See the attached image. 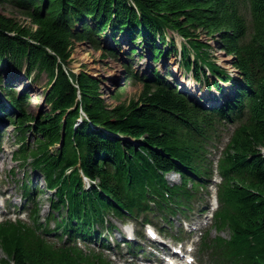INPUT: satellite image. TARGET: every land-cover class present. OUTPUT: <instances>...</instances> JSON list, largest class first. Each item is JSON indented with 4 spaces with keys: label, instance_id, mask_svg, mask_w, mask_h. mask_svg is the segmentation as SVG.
Returning <instances> with one entry per match:
<instances>
[{
    "label": "trees",
    "instance_id": "obj_1",
    "mask_svg": "<svg viewBox=\"0 0 264 264\" xmlns=\"http://www.w3.org/2000/svg\"><path fill=\"white\" fill-rule=\"evenodd\" d=\"M6 6L31 25L0 11V68L24 69L26 77L46 73L49 87L46 107L34 113L27 98L2 86L0 73L9 105L0 106V120L14 127L19 148L13 157L39 175L43 187L32 190L50 192L54 211L46 223L37 209L31 224H0V264H112L84 251L77 239L96 236L110 215L135 218L188 205L199 178L211 172L209 155L227 123L236 129L219 163L224 207L215 228L231 235L213 239L215 262L264 264V0H0ZM123 33L149 46L156 63L180 54L186 75L192 72L210 93L225 96L230 84L224 105L207 107L182 92L169 80L171 69L146 78L131 72L143 82L138 100L110 106L101 80L73 73L69 63L76 43L101 49L103 37L119 44ZM201 33L232 57L239 78L211 59ZM175 34L184 41L181 52ZM172 172L180 174L179 184L168 183ZM83 177L91 182L87 189ZM52 221L67 235L61 244L47 238Z\"/></svg>",
    "mask_w": 264,
    "mask_h": 264
},
{
    "label": "rangeland",
    "instance_id": "obj_2",
    "mask_svg": "<svg viewBox=\"0 0 264 264\" xmlns=\"http://www.w3.org/2000/svg\"><path fill=\"white\" fill-rule=\"evenodd\" d=\"M0 11L4 15L12 17L22 24L31 25L30 18L22 14L18 9L6 6L4 8L1 7ZM175 38L178 50L181 52L184 41L177 34H175ZM200 39L211 45L209 50L211 59L228 70L232 77L239 78L240 75L237 70L234 69L232 63V57L220 49L215 40L210 38V36L201 33ZM103 40L104 42L101 49L94 47L93 44L87 41L76 43L69 67L75 74L84 70L89 74L98 77L102 82L103 97L110 106H116L123 102L128 103L131 100H138L143 89V82L137 79H132L130 76L131 72L138 74L141 78H146L152 77L155 71L160 72L161 75H165L171 69L172 72H174V77L170 76L169 80L174 86H177L178 82L179 86L182 87L181 91L188 94L191 98L212 105V103L210 104V102L207 101L210 100L212 94L193 81L192 72H188L186 75L183 67L178 64V62L182 60L180 54L176 56L170 54L168 57L161 59L156 63L152 57L153 54L150 47L145 46L144 44H133L130 40L129 34L123 33L120 35L118 38L120 42L119 44H116L111 40L110 34L103 37ZM134 46H137L140 51L137 55L131 53ZM113 47L115 48L116 53L114 51H107L111 50ZM165 47L166 49H172L171 45H168V47L165 45ZM191 58L193 59V54H191ZM0 73L3 78L2 86L5 89L9 88L16 90L17 97L23 96L27 98L26 104L29 111L38 113L40 109L46 107L44 95L49 87V77L46 73L41 74L39 77H36L35 75L26 77L24 69L19 71L15 67L6 66L0 68ZM228 86L230 87L231 85L228 84L227 87ZM230 91L231 89L227 88L224 92L225 96L217 98V101L219 100V102H221L219 104L226 101L229 97L228 95L230 94ZM2 104H5V107L9 108L6 92L0 91V106ZM3 115L5 114L0 113V117H3ZM79 120L81 122L82 116ZM1 122L2 121L0 120V192H2V194L0 193V220L8 217H27L26 213H23L25 211L19 207L23 203L20 198L22 193L21 187L24 184H27V182L34 185L39 184L42 187V183L40 182L38 174L31 172V168L28 166L23 167L21 165L23 164L21 163L22 161H18L13 157L15 156V150L19 148L15 143L16 138L14 136V127L11 126L9 121L5 123ZM230 134H232V132ZM227 142L228 140L224 138L222 147H225ZM178 176V174L172 173V175L169 176V180L172 183L177 182L179 178ZM8 187L11 188L13 196L16 195L11 201V207L5 205L6 200H8V197L10 196L9 193L7 194L4 192V190L9 189ZM34 196L39 204L38 206L42 210L41 217L44 218L47 215H50L52 208L48 194H46V192H36ZM14 206L16 208L19 207V209L16 210ZM194 217L195 219H198L200 216L195 215ZM139 229L142 231L141 228ZM211 235L215 237L218 233L214 230ZM230 235V232L227 230H224L221 233L219 232V236L226 240L230 239ZM126 236L129 237V235ZM130 238H133V236L130 235ZM134 241H136V239ZM146 241L141 244V250L137 255H131L126 252L119 254L115 248L110 251V254H112L113 258L119 264H154L156 259L161 258L162 252H159L154 256V253L150 250V248L153 247V242L148 243L149 240ZM144 252H147L146 256H143ZM4 257V253L0 247V261ZM198 263L197 259V264ZM205 264H207L206 260Z\"/></svg>",
    "mask_w": 264,
    "mask_h": 264
},
{
    "label": "bare ground",
    "instance_id": "obj_3",
    "mask_svg": "<svg viewBox=\"0 0 264 264\" xmlns=\"http://www.w3.org/2000/svg\"><path fill=\"white\" fill-rule=\"evenodd\" d=\"M234 69H235V67H234ZM227 72L229 73L228 70H227ZM224 83L225 82H220V85L223 86L222 84H224ZM227 88L228 89H231L229 86L226 87V90H227ZM224 91H225V89L222 90L223 93H224ZM220 96H224V95L222 93H220V92H217L216 93V99L210 98V100H207V101H209L210 104L212 103V105H214V107H216V108L222 107L224 105L225 101H223L222 104H219L221 102H219V100L217 101V98H219ZM218 116L219 117H217V118L221 119L220 115H218ZM221 128H223L222 130H220L221 131V136H223L225 139H229V134L231 132H234L235 131L236 125H228V123H227L224 127H221ZM219 141L220 140L218 139L217 142H219ZM4 192H6L7 194L8 193L10 194V196H9L10 199H12L15 196V195L13 196V194L11 193L12 192L11 191V188L4 190ZM0 193L2 194V192H0Z\"/></svg>",
    "mask_w": 264,
    "mask_h": 264
}]
</instances>
